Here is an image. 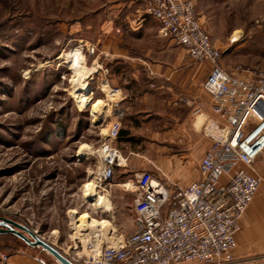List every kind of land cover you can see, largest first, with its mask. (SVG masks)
<instances>
[{
    "label": "rangeland",
    "instance_id": "374dc122",
    "mask_svg": "<svg viewBox=\"0 0 264 264\" xmlns=\"http://www.w3.org/2000/svg\"><path fill=\"white\" fill-rule=\"evenodd\" d=\"M192 2L227 71L247 75L264 67V0ZM135 14L153 22L142 4L128 0H0V216L27 226L67 255L77 245L75 259L87 252L85 244L70 238L69 212L91 213L82 188L95 180L99 149L118 116L110 111L112 98L102 93L99 75L87 80L91 103L76 105L73 73L59 57L79 48L84 66L95 61L101 72L105 54L97 41L102 29L127 24ZM97 100L101 107L93 113ZM82 145L88 151L79 150ZM112 146L120 154L125 150L118 139ZM254 168L264 176V169ZM1 257L6 260L0 264H37L38 259L57 264L39 248L11 237L0 238ZM245 260L264 264V255Z\"/></svg>",
    "mask_w": 264,
    "mask_h": 264
},
{
    "label": "built area",
    "instance_id": "2783aa9c",
    "mask_svg": "<svg viewBox=\"0 0 264 264\" xmlns=\"http://www.w3.org/2000/svg\"><path fill=\"white\" fill-rule=\"evenodd\" d=\"M128 1L142 4L144 15L189 60L210 64L202 88L211 98L220 135L199 160L201 178L186 187L170 191L147 171L134 176L132 207L138 222L122 242L97 246L90 240L84 248L87 254L75 259L79 256L75 245L72 255L64 257L73 264H233L241 216L257 188L264 186V176L253 167L257 159L264 160V67L247 75L226 71L192 0ZM193 114L197 123L206 120L198 108ZM120 128L119 120L112 121L107 142L99 149L101 165L94 177L98 192L110 185L114 169L121 165L120 153L112 146ZM240 163L250 173L237 170ZM224 177L228 181L221 185Z\"/></svg>",
    "mask_w": 264,
    "mask_h": 264
},
{
    "label": "crops",
    "instance_id": "0c3cea01",
    "mask_svg": "<svg viewBox=\"0 0 264 264\" xmlns=\"http://www.w3.org/2000/svg\"><path fill=\"white\" fill-rule=\"evenodd\" d=\"M133 18L122 26L104 27L97 41L100 53L105 54L104 60L98 59L103 68L100 70L105 72L93 75L101 77L104 96L108 97L105 86L119 95L115 102H107L121 121L120 143L125 149L120 154L121 165L114 169L117 176L113 175L110 185L99 192L109 198L111 209L93 208L88 213L93 219L110 223L107 230L98 233L99 242L92 236L97 246L118 244L135 231L138 221L132 202L136 193L131 187L124 189L127 183L134 185L135 175L147 171L170 191L186 187L201 178L199 160L220 135L215 129L218 117L211 112V98L202 88L210 64L189 60L180 46L160 34L156 22L146 21L141 14ZM133 43L142 45L134 47ZM196 108L206 117L202 123H197V115L193 114ZM262 161L257 159L254 166L264 169ZM238 169L250 173L241 163ZM227 181L224 177L219 183ZM257 189L241 216L233 264H248L246 257L264 255V186ZM37 264L43 263L38 259Z\"/></svg>",
    "mask_w": 264,
    "mask_h": 264
},
{
    "label": "bare ground",
    "instance_id": "6f19581e",
    "mask_svg": "<svg viewBox=\"0 0 264 264\" xmlns=\"http://www.w3.org/2000/svg\"><path fill=\"white\" fill-rule=\"evenodd\" d=\"M234 38L237 39V35H234ZM235 39H234V42H235ZM82 55L83 54H81L80 49L75 48V50H72L69 53H65L64 55L59 57V59L60 60L64 59L65 63H67L69 66V70L72 71L73 73L74 80L71 81L73 83L72 85L73 90L71 92H72V97L75 101V104L81 108H86L91 103V99H92L88 91V83H87L88 81L87 80L90 78V75H93L94 73H96V68L94 66L90 68L85 67L86 65L84 66V64L82 63L83 61ZM103 89H105L104 91L107 92V95L109 98H112V100L118 99V96H119L118 94H116L113 91L108 90L106 86ZM100 104L101 102L99 100L92 102L91 106H92L93 113L96 110H100V107H101ZM79 150L88 151L87 147L84 145H82ZM119 161H121V159ZM126 186L130 188L131 183H127ZM96 188H97V183L95 181L87 183L82 188L83 196L86 199L91 201L90 206L92 208L104 209V210L109 211L111 209L109 207V199L103 194L99 193L96 190ZM69 213H70L69 217H70L71 228L73 231V233L70 235V238H72V240L74 241L79 240V242H82L83 244L87 240H91L92 236L97 242H99L98 233H101L107 230V228H109L110 226V223L105 220L93 219L88 214L87 211L80 212V214H77L76 211L70 210ZM84 231L85 233H83Z\"/></svg>",
    "mask_w": 264,
    "mask_h": 264
},
{
    "label": "water",
    "instance_id": "95a60500",
    "mask_svg": "<svg viewBox=\"0 0 264 264\" xmlns=\"http://www.w3.org/2000/svg\"><path fill=\"white\" fill-rule=\"evenodd\" d=\"M11 234L17 239L23 241L31 248H39L44 253H47L57 264H73L59 253L57 249L49 243L41 239L38 235L32 232L27 226L20 225L9 218L0 216V235Z\"/></svg>",
    "mask_w": 264,
    "mask_h": 264
},
{
    "label": "trees",
    "instance_id": "16d2710c",
    "mask_svg": "<svg viewBox=\"0 0 264 264\" xmlns=\"http://www.w3.org/2000/svg\"><path fill=\"white\" fill-rule=\"evenodd\" d=\"M124 135H126L125 133H124ZM121 136H122V130L120 129L119 130V133H118V141H120L121 140ZM130 141V140H129ZM8 237H11V238H13V239H16V240H20V239H17L16 237H14L13 235H11V234H8V235H0V238H8ZM38 248V247H37ZM36 248V249H37Z\"/></svg>",
    "mask_w": 264,
    "mask_h": 264
}]
</instances>
